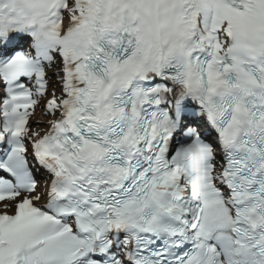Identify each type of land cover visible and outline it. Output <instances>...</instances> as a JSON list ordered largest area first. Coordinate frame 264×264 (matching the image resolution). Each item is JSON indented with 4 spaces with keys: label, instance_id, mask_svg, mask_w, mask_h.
I'll list each match as a JSON object with an SVG mask.
<instances>
[{
    "label": "snow or ice",
    "instance_id": "snow-or-ice-1",
    "mask_svg": "<svg viewBox=\"0 0 264 264\" xmlns=\"http://www.w3.org/2000/svg\"><path fill=\"white\" fill-rule=\"evenodd\" d=\"M0 264H264V0H0Z\"/></svg>",
    "mask_w": 264,
    "mask_h": 264
}]
</instances>
